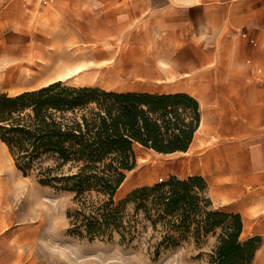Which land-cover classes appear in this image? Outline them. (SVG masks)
Segmentation results:
<instances>
[{"label":"trees","instance_id":"1","mask_svg":"<svg viewBox=\"0 0 264 264\" xmlns=\"http://www.w3.org/2000/svg\"><path fill=\"white\" fill-rule=\"evenodd\" d=\"M199 124V104L184 93L113 92L56 81L0 95V140L16 167L43 185L73 193L69 233L131 243L138 225L148 223L156 256L161 247L188 240L202 245L214 236L209 264H251L260 238L241 239V215L214 207L201 176H171L116 199L136 164L135 144L164 154L184 152Z\"/></svg>","mask_w":264,"mask_h":264},{"label":"crops","instance_id":"2","mask_svg":"<svg viewBox=\"0 0 264 264\" xmlns=\"http://www.w3.org/2000/svg\"><path fill=\"white\" fill-rule=\"evenodd\" d=\"M0 27L33 58L73 57L68 44L86 45L96 62L87 71L96 80L80 87L99 84V75L115 73L102 66L122 60L125 72L142 75L146 89H116V81L102 89L193 97L200 124L214 123L227 139L222 153L239 156L236 165L229 159L222 173L209 177L212 189L219 197L242 191L264 201V0H5ZM56 43L62 55L52 49ZM247 206L240 201L231 210L243 216Z\"/></svg>","mask_w":264,"mask_h":264},{"label":"rangeland","instance_id":"3","mask_svg":"<svg viewBox=\"0 0 264 264\" xmlns=\"http://www.w3.org/2000/svg\"><path fill=\"white\" fill-rule=\"evenodd\" d=\"M4 1L0 0V5ZM11 29H15V25H12ZM58 45L61 44L56 43L52 49L56 54L62 55V49H59ZM68 46L69 48L65 50L73 57L33 58L27 49L20 50L21 42L15 35L5 36L0 33V95L5 93L13 96L24 91L47 87L56 81H61L63 85L69 87H80L78 80L75 79L76 75L72 74L67 78L66 73L81 63L89 65L90 68L94 67L95 58L86 56L87 46L82 43L73 42ZM29 59L32 64L24 71L23 65ZM108 63L102 67L114 69L115 73H102L99 75V84L92 87L102 89L108 83L116 81L118 84L114 86L116 89H146L148 83L143 80L142 75L125 72L122 60L118 63L114 61ZM155 91L161 93L160 89ZM213 125L212 122L204 121L201 129L195 132L193 146L184 151L186 154L181 152L164 154L135 144L136 164L126 173L116 199L121 200L135 188L166 181L171 176L179 178L201 176L207 183V194L214 207L239 213L232 211L231 207H235L240 201L249 203L243 211V216L239 213L245 219V231L241 234V239L246 240L254 236L260 238L259 247L251 264H264V201L261 196L253 193L246 197L241 191V194L238 192L231 198L225 194L219 197L208 182L214 173L223 172L220 168L229 159L235 163L234 165L239 161L238 153L231 156L222 153V144L227 142V139L217 135ZM0 149L7 158L8 165L22 181L24 190L22 197L25 196L13 214L0 203V264H209L208 255L216 242L214 236H208L202 245H196L193 240H188L166 249L161 247L159 255L156 256L155 245H150L152 242L149 241L154 232L148 223L138 225L140 233L131 243H121L117 236L112 240L98 238L90 240L69 233L67 213L76 207L73 193L41 184L34 173L24 175L16 167L7 146L1 140ZM212 149H216L218 153L209 154ZM226 183L229 185L230 181ZM240 187L242 190L252 188L245 185ZM227 189L230 190L229 187ZM220 200L230 201V205L224 206ZM127 209L132 211L133 204H128ZM246 215L249 222L246 221ZM258 215L262 217L257 218Z\"/></svg>","mask_w":264,"mask_h":264},{"label":"bare ground","instance_id":"4","mask_svg":"<svg viewBox=\"0 0 264 264\" xmlns=\"http://www.w3.org/2000/svg\"><path fill=\"white\" fill-rule=\"evenodd\" d=\"M32 61L29 59L23 65V70L27 71ZM75 74V79L78 80L79 85L84 83H93L96 80V75L87 71L85 63L77 65L73 70L66 73V77H71ZM203 124H200V128ZM199 128V129H200ZM199 129L197 131H199ZM186 154L187 152H181ZM24 194L22 181L14 170L8 165L7 158L0 149V203L4 208L12 214L16 212V207H20L22 195ZM33 193H31L32 195ZM33 196V195H32Z\"/></svg>","mask_w":264,"mask_h":264}]
</instances>
